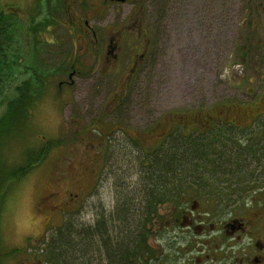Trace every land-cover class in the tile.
Returning a JSON list of instances; mask_svg holds the SVG:
<instances>
[{
  "label": "rangeland",
  "instance_id": "rangeland-1",
  "mask_svg": "<svg viewBox=\"0 0 264 264\" xmlns=\"http://www.w3.org/2000/svg\"><path fill=\"white\" fill-rule=\"evenodd\" d=\"M32 1L0 0V7L9 13ZM249 2L146 0L143 10L148 16L147 21L151 20L154 26L148 55L135 78L139 90L133 101L136 111L152 114L164 124L171 120L173 113L187 114L190 111L189 115L203 109V112L213 115L216 109L222 107L221 104L236 98L239 100L238 95L246 94L243 92H246L245 86L237 88L238 82L255 71L249 70L246 65L243 69L238 56L232 52L244 43L239 20ZM40 8L43 12L44 6ZM130 8V3L112 5L103 18L92 20L89 24L95 29H102L126 23L125 17ZM28 9L29 13L33 12L31 7ZM251 13L248 11V17ZM253 13L249 20L257 21L252 31L257 32L253 35L260 45L264 27L256 9ZM64 33L60 26L55 27L53 36L59 46L55 47V51L52 47L46 49L45 54L33 61L48 71L45 85L40 90L41 96L34 100L27 119L15 124L16 128L0 140L2 169L4 163L15 165L21 161L20 153L28 146L39 148L49 141L55 144L26 176L10 182V190L0 188V264L43 262L50 252L49 240H54L57 229L63 225L80 233L101 218L111 223L118 203L128 199L131 203L137 202L138 189L142 187L140 181L144 178L140 172H145L149 166V163L144 166L140 158L129 160L123 152L125 148L120 146L127 134L145 132L147 119L140 118L135 112L133 119L128 120L121 113L109 114L106 110L109 98L118 90L117 83L125 75L126 59L114 71L108 72L110 68L103 66L102 57L93 62L90 56L85 57L84 50L78 49L73 60L77 62V75L71 78L72 84H67L70 81L67 79L69 70L57 71L72 58L68 55L70 38ZM24 72L20 69L12 78L3 81L0 117L5 103L14 96V87L29 76L28 73L19 74ZM258 72L260 75L255 76L264 79V70L259 68ZM241 100L249 101L240 117L241 123L251 120L258 110H262L252 109V98L243 97ZM255 136L257 133L250 134L249 139L264 152V133L258 132L261 140L257 138L255 141ZM101 141L104 146L97 143ZM246 154H252L249 158L256 159L252 150L246 149ZM263 157L264 154L258 159L262 167ZM248 164V168L253 167V176L257 175L255 168L258 166ZM84 167L88 168V173L81 178L80 172ZM202 171L209 182L211 176L206 172L210 170L202 167ZM2 172L5 173L4 170ZM261 173L262 170H259L258 174ZM250 184L245 183L246 186ZM52 192L57 197L53 201L55 208H51L50 213H44L40 210L45 204L42 201ZM68 192L79 193L81 198L71 213L66 205L61 206ZM204 194L209 192L204 191ZM53 209L63 211L53 214ZM113 232L116 233L117 229L111 227V236H114ZM91 262L96 264L94 259Z\"/></svg>",
  "mask_w": 264,
  "mask_h": 264
},
{
  "label": "flooded vegetation",
  "instance_id": "flooded-vegetation-1",
  "mask_svg": "<svg viewBox=\"0 0 264 264\" xmlns=\"http://www.w3.org/2000/svg\"><path fill=\"white\" fill-rule=\"evenodd\" d=\"M145 1L33 0L31 4H22L16 11H8L17 16L22 24L19 38L23 59L40 57L50 47L55 51L59 45L53 36V29L60 26L65 30L64 35L70 38L71 43L68 55H72L71 61L62 65L65 71L69 70L67 79L70 81L67 84H72L71 78L77 75V62L73 60L78 49L84 50L85 57L90 56L93 62L102 57L103 66L110 68L108 72L114 71L126 59L125 75L117 83L118 90L109 98L106 110L109 114L121 113L128 120L133 119L135 112L140 118L147 119L145 132L127 134L120 144L129 160H146L157 153L162 155L169 139L184 146V151L192 153L197 152L198 146L206 147L207 162L192 167L210 168L208 175L217 183L216 188L213 193L204 195V190L187 189L177 201L158 203L156 210L150 214V225L147 226L150 233L146 239L150 249H141L139 264H264V166L258 161L264 152L249 139L250 134L257 133L256 141L260 139L258 132L264 133V79L256 77L260 75L259 68L264 70V34L259 45L254 36L257 32L252 31L257 21L249 20L256 9L264 27V0H256L254 4V0H250L249 6L243 9L239 23L243 28L244 43L232 52L238 56L243 69L246 65L249 70L255 71L238 82L237 88L245 86L246 92H243L246 94L238 95L239 100L236 98L221 104L222 107L216 109L213 115L203 112V109L189 115L190 111L187 114L173 113L171 120L164 124L152 114H140L133 105L134 96L139 91L136 74L148 55L153 36L154 24L151 20L147 21L148 16L142 6ZM119 3L131 4L125 17L126 23L102 29H95L89 24L92 20L103 18L110 6ZM43 6L41 12L40 7ZM28 7L33 9L32 13H29ZM248 11L253 13L249 17ZM31 19H35L33 24ZM32 32H35L34 35ZM26 70L33 71L30 66ZM36 70L43 71L39 65ZM243 97L253 99L252 109L262 110H258L251 120L241 123L240 117L249 102L241 100ZM97 143L99 146L105 144L102 141ZM246 149H251L256 159L249 158L252 154L247 155ZM248 163L258 166L255 168L256 177L253 176V167L248 168ZM259 170H262L261 174H258ZM84 173H88L87 167L81 170V178L86 175ZM245 183H251V186ZM55 194L52 192L44 196L45 201H41L45 204L41 206V211L50 213V209L55 208ZM64 199L61 206L66 205L70 213L81 202L79 193L68 192L67 199ZM53 210V214L63 211Z\"/></svg>",
  "mask_w": 264,
  "mask_h": 264
},
{
  "label": "trees",
  "instance_id": "trees-1",
  "mask_svg": "<svg viewBox=\"0 0 264 264\" xmlns=\"http://www.w3.org/2000/svg\"><path fill=\"white\" fill-rule=\"evenodd\" d=\"M34 20L31 19L30 23L33 24ZM21 28L22 24L18 17L0 7V91L3 88V81L12 78L20 69L26 72L19 74H29L25 80L14 87V96L5 103V110L0 117V140L16 128L20 121L27 119L28 110L32 107L34 100L42 94L40 90L45 85L44 78L48 72L47 70L37 72L39 63H33L35 58L21 57L22 44L19 38ZM34 33L32 32V35ZM27 66H30L33 71L26 70ZM57 71L65 70L61 65ZM41 76L43 79H40ZM54 145V141H49L40 145L39 148L28 146L22 149L21 161L17 164L4 163L3 169L0 167V188L6 187V190H10L12 186L10 182L19 181L26 176L46 157V153ZM183 149H185L184 146L169 139L163 148L162 155L157 153L151 158L142 160L143 165L149 163V166L145 172H140L144 178L140 184L142 187L138 189L139 197L136 203H131L130 199L118 203L111 223L101 218L80 233L66 225L58 228L54 240L50 239L48 242L49 255L43 262L36 259L39 262L36 264H93L92 259L96 261V264H139L141 249H150L146 239L150 233L147 226L150 225L148 223L150 214L156 210V205L162 201H177L187 189L194 188L210 193L217 186L211 179L209 182L205 179L207 176L202 171V167L204 170H210V168L192 167V165L207 162L206 147H196V153ZM210 187L212 188L209 189ZM1 204L0 202V206ZM111 227L117 229L116 233L113 232L114 236L109 233Z\"/></svg>",
  "mask_w": 264,
  "mask_h": 264
},
{
  "label": "water",
  "instance_id": "water-1",
  "mask_svg": "<svg viewBox=\"0 0 264 264\" xmlns=\"http://www.w3.org/2000/svg\"><path fill=\"white\" fill-rule=\"evenodd\" d=\"M118 1H121V2H124V0H118ZM72 74L69 75V78L71 77Z\"/></svg>",
  "mask_w": 264,
  "mask_h": 264
}]
</instances>
